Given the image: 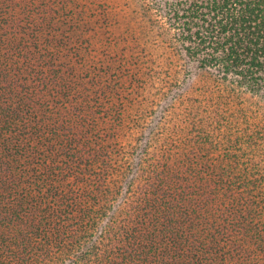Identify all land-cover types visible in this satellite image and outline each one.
Instances as JSON below:
<instances>
[{"label":"trees","instance_id":"16d2710c","mask_svg":"<svg viewBox=\"0 0 264 264\" xmlns=\"http://www.w3.org/2000/svg\"><path fill=\"white\" fill-rule=\"evenodd\" d=\"M77 5L0 0V264H264V118L238 100L264 98V0L143 4L164 57L127 87L77 70ZM142 69L162 102L118 132Z\"/></svg>","mask_w":264,"mask_h":264},{"label":"rangeland","instance_id":"374dc122","mask_svg":"<svg viewBox=\"0 0 264 264\" xmlns=\"http://www.w3.org/2000/svg\"><path fill=\"white\" fill-rule=\"evenodd\" d=\"M152 2L153 0H76V3L79 4L76 6V10H84L82 14L83 19H86L87 22L91 20L92 27L89 33L85 35V37H87L85 43H80L75 40L77 36L79 37L78 32L81 30H79L77 34L71 35L74 40L71 41L72 44L70 43V46L72 45V47L79 48L81 53L80 61L77 62L78 59L74 61L77 70L81 69V67H92L91 64L98 65L97 63L101 59L105 62L102 66L107 63L111 66L110 72L114 73L116 76L115 79L118 80L119 85L122 84L127 87V85H130L127 72L140 68V62L144 55L150 54V59H157L160 63L159 65H162V58L164 56H161L160 53L163 52V48L159 45L158 40H154V38H157L154 37V29L150 26H141V24H143L141 20L143 16L140 9L143 8V4H151ZM151 12L154 17H162V15H158V11L155 10V8H152ZM145 30L148 32L147 34H145ZM172 32L174 33L173 29ZM121 36L126 39L123 40ZM137 41L139 45L135 44ZM131 45L134 46V49ZM114 58L116 63L111 61ZM94 71L92 70L91 76L96 80L94 76L96 72L94 73ZM141 71L143 73L142 78H147L149 86H147L141 94L139 92L138 94V85L134 83L130 91L127 90L123 93L125 94L124 98L121 100V96L119 99L124 101V108H121V115H123L124 122H129L122 124L123 126L121 125V128L118 127V132L123 130L126 134L127 132L140 133V128H137L139 126H131L132 122L134 123V120L136 121L138 118L140 114L139 110L143 108L152 110L158 107V102H162L161 96L156 94L157 89L151 85V82L153 83L154 81L150 79L151 73L149 70L147 73H144L143 69ZM107 72L108 71L104 73L106 74ZM101 79L111 81V75L106 74L104 78ZM149 88H151L150 91ZM129 93L130 99H128ZM245 93L246 94L238 95V100L247 107L250 114L252 113L251 117H254V120L263 119L264 117L259 111H262L260 105L264 106V98L261 95L257 96L247 92ZM102 95L103 99H107L106 97L108 94L106 95V93H103ZM119 100L115 98L113 102L118 104ZM90 101L91 103L94 102L93 100ZM250 107L256 109H253L255 112H251L252 108ZM97 120L99 119L97 118ZM125 139L126 138L123 137V139L120 140L124 141Z\"/></svg>","mask_w":264,"mask_h":264}]
</instances>
